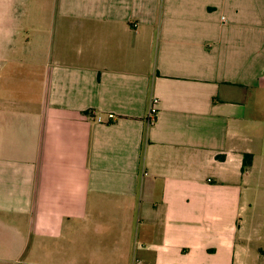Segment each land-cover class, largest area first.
I'll return each mask as SVG.
<instances>
[{
    "label": "crops",
    "instance_id": "0c3cea01",
    "mask_svg": "<svg viewBox=\"0 0 264 264\" xmlns=\"http://www.w3.org/2000/svg\"><path fill=\"white\" fill-rule=\"evenodd\" d=\"M262 95L264 0H0V264H235Z\"/></svg>",
    "mask_w": 264,
    "mask_h": 264
},
{
    "label": "rangeland",
    "instance_id": "374dc122",
    "mask_svg": "<svg viewBox=\"0 0 264 264\" xmlns=\"http://www.w3.org/2000/svg\"><path fill=\"white\" fill-rule=\"evenodd\" d=\"M255 112L260 116L259 131L255 134L257 160L245 187L244 209L240 211V223L243 225L242 245L244 251L236 257L235 264H264V97Z\"/></svg>",
    "mask_w": 264,
    "mask_h": 264
},
{
    "label": "built area",
    "instance_id": "2783aa9c",
    "mask_svg": "<svg viewBox=\"0 0 264 264\" xmlns=\"http://www.w3.org/2000/svg\"><path fill=\"white\" fill-rule=\"evenodd\" d=\"M159 103H160V100L158 97H153L152 98V101H151V106H150V110H149V113H148V116H147V121L149 124H152L156 121V118L158 116V113H159ZM96 119L98 122H102L103 121V118L101 116H96ZM109 119H114V116L113 115H109ZM140 261L139 260H136L135 264H139Z\"/></svg>",
    "mask_w": 264,
    "mask_h": 264
},
{
    "label": "trees",
    "instance_id": "16d2710c",
    "mask_svg": "<svg viewBox=\"0 0 264 264\" xmlns=\"http://www.w3.org/2000/svg\"><path fill=\"white\" fill-rule=\"evenodd\" d=\"M253 164V154L251 153H246L244 155V162H243V167L242 171L245 173L247 172Z\"/></svg>",
    "mask_w": 264,
    "mask_h": 264
}]
</instances>
